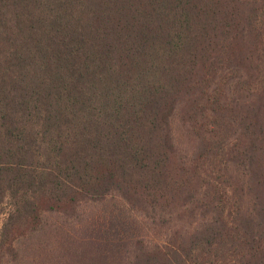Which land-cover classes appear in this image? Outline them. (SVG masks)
Returning a JSON list of instances; mask_svg holds the SVG:
<instances>
[{
	"label": "trees",
	"instance_id": "16d2710c",
	"mask_svg": "<svg viewBox=\"0 0 264 264\" xmlns=\"http://www.w3.org/2000/svg\"><path fill=\"white\" fill-rule=\"evenodd\" d=\"M111 194L191 218L128 264H264V0H0V258Z\"/></svg>",
	"mask_w": 264,
	"mask_h": 264
},
{
	"label": "rangeland",
	"instance_id": "374dc122",
	"mask_svg": "<svg viewBox=\"0 0 264 264\" xmlns=\"http://www.w3.org/2000/svg\"><path fill=\"white\" fill-rule=\"evenodd\" d=\"M174 132L178 162L191 169L201 167L196 159L201 130L186 122L181 110L176 112ZM200 180L196 177L194 184ZM166 214L133 208L119 194L84 198L71 207L42 212L39 223L18 235L14 251L1 257L0 264H128L138 249L137 240L152 247L168 240L175 229L191 227L190 217H178L181 212ZM114 235L122 240L116 255L111 245Z\"/></svg>",
	"mask_w": 264,
	"mask_h": 264
}]
</instances>
